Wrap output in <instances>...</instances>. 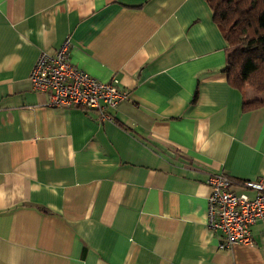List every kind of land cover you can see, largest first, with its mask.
I'll use <instances>...</instances> for the list:
<instances>
[{"label": "crops", "instance_id": "0c3cea01", "mask_svg": "<svg viewBox=\"0 0 264 264\" xmlns=\"http://www.w3.org/2000/svg\"><path fill=\"white\" fill-rule=\"evenodd\" d=\"M68 37L129 91L112 120L33 89ZM226 48L207 0H0V264H264V220L226 249L208 227L210 174L264 178V105Z\"/></svg>", "mask_w": 264, "mask_h": 264}, {"label": "built area", "instance_id": "2783aa9c", "mask_svg": "<svg viewBox=\"0 0 264 264\" xmlns=\"http://www.w3.org/2000/svg\"><path fill=\"white\" fill-rule=\"evenodd\" d=\"M71 39L66 38L53 53L42 51L34 64L30 80L33 89L48 94L47 105L59 108L96 110L101 121L112 120L110 108L129 98V91L117 79L102 81L73 65L69 59ZM208 227L220 232L221 249L252 243L251 226L264 220V178L239 182L224 173L208 176Z\"/></svg>", "mask_w": 264, "mask_h": 264}, {"label": "trees", "instance_id": "16d2710c", "mask_svg": "<svg viewBox=\"0 0 264 264\" xmlns=\"http://www.w3.org/2000/svg\"><path fill=\"white\" fill-rule=\"evenodd\" d=\"M207 2L227 42L224 71L230 84L256 94L244 109L264 105V0Z\"/></svg>", "mask_w": 264, "mask_h": 264}, {"label": "rangeland", "instance_id": "374dc122", "mask_svg": "<svg viewBox=\"0 0 264 264\" xmlns=\"http://www.w3.org/2000/svg\"><path fill=\"white\" fill-rule=\"evenodd\" d=\"M251 92H253V91H251ZM253 94H254V95H253V97H255V96H256V94H255L254 92H253ZM251 99H252V98H251Z\"/></svg>", "mask_w": 264, "mask_h": 264}]
</instances>
